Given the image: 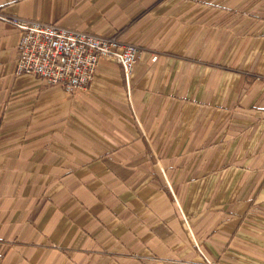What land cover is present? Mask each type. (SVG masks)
<instances>
[{
    "label": "crops",
    "instance_id": "obj_1",
    "mask_svg": "<svg viewBox=\"0 0 264 264\" xmlns=\"http://www.w3.org/2000/svg\"><path fill=\"white\" fill-rule=\"evenodd\" d=\"M0 11L142 50L67 93L0 21V264H264V0Z\"/></svg>",
    "mask_w": 264,
    "mask_h": 264
},
{
    "label": "built area",
    "instance_id": "obj_2",
    "mask_svg": "<svg viewBox=\"0 0 264 264\" xmlns=\"http://www.w3.org/2000/svg\"><path fill=\"white\" fill-rule=\"evenodd\" d=\"M0 21L20 33L15 75H32L67 93L89 87L102 60L120 65L127 82L142 50L117 38L70 30L40 20L24 19L0 11ZM157 56L152 57L156 61ZM205 264H218L205 260Z\"/></svg>",
    "mask_w": 264,
    "mask_h": 264
}]
</instances>
